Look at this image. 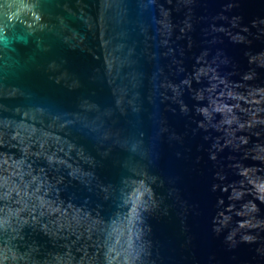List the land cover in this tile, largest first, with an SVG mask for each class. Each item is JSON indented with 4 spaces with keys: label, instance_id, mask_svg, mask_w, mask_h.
Instances as JSON below:
<instances>
[{
    "label": "water",
    "instance_id": "95a60500",
    "mask_svg": "<svg viewBox=\"0 0 264 264\" xmlns=\"http://www.w3.org/2000/svg\"><path fill=\"white\" fill-rule=\"evenodd\" d=\"M0 264H264V0H0Z\"/></svg>",
    "mask_w": 264,
    "mask_h": 264
}]
</instances>
